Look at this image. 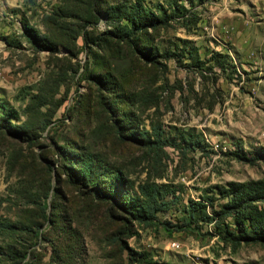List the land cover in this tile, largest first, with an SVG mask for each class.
<instances>
[{"label":"rangeland","instance_id":"rangeland-1","mask_svg":"<svg viewBox=\"0 0 264 264\" xmlns=\"http://www.w3.org/2000/svg\"><path fill=\"white\" fill-rule=\"evenodd\" d=\"M250 182L264 0H0V264H264Z\"/></svg>","mask_w":264,"mask_h":264},{"label":"trees","instance_id":"trees-1","mask_svg":"<svg viewBox=\"0 0 264 264\" xmlns=\"http://www.w3.org/2000/svg\"><path fill=\"white\" fill-rule=\"evenodd\" d=\"M131 24L133 27H136L135 30H143L144 27L148 24V16L145 15L141 10L134 9L133 12L129 15ZM153 22L152 24H154ZM134 33V30H131L129 32ZM93 169L89 165H84V171L83 174L86 175L88 178H92L93 175ZM92 182H95L94 180H91ZM96 184L93 183L92 186H95ZM231 191H227L230 195H237L239 198L243 199L244 203L247 204L250 202V200H263L264 201V183L263 182H250L247 184H243L242 186H235ZM245 210V218L249 220L253 228L256 232L257 230L264 225V212H260L257 210V208L253 206H245L243 208Z\"/></svg>","mask_w":264,"mask_h":264}]
</instances>
